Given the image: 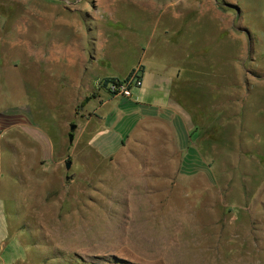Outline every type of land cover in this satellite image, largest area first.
Masks as SVG:
<instances>
[{"label": "rangeland", "instance_id": "374dc122", "mask_svg": "<svg viewBox=\"0 0 264 264\" xmlns=\"http://www.w3.org/2000/svg\"><path fill=\"white\" fill-rule=\"evenodd\" d=\"M0 264H264V0H0Z\"/></svg>", "mask_w": 264, "mask_h": 264}, {"label": "crops", "instance_id": "0c3cea01", "mask_svg": "<svg viewBox=\"0 0 264 264\" xmlns=\"http://www.w3.org/2000/svg\"><path fill=\"white\" fill-rule=\"evenodd\" d=\"M187 58L188 60L192 57L191 52H188ZM187 62V59L186 61ZM193 65V63H192ZM144 72L142 77V86L144 84H148L151 86L154 94L159 93L160 98H155L152 100L150 104H148L147 111L149 112V116H155V111H169L171 110V107L165 106V103L161 102L163 100V97L167 96L169 97L171 93H174L177 97H179V89H180V82H181V76L182 71L184 72V67L178 68L176 67L174 69V72L171 74H168L162 69V67L159 66V64H151V66H143ZM164 87L167 89L164 90ZM164 92V93H163ZM163 94V95H162ZM169 99V98H168ZM170 102L171 98L169 99ZM131 132V131H130Z\"/></svg>", "mask_w": 264, "mask_h": 264}, {"label": "built area", "instance_id": "2783aa9c", "mask_svg": "<svg viewBox=\"0 0 264 264\" xmlns=\"http://www.w3.org/2000/svg\"><path fill=\"white\" fill-rule=\"evenodd\" d=\"M143 73L140 67L134 69L124 79H103L104 86L110 94L122 97H130L133 87H141Z\"/></svg>", "mask_w": 264, "mask_h": 264}, {"label": "water", "instance_id": "95a60500", "mask_svg": "<svg viewBox=\"0 0 264 264\" xmlns=\"http://www.w3.org/2000/svg\"><path fill=\"white\" fill-rule=\"evenodd\" d=\"M76 129V124H74V123H71L70 125H69V133H68V138H69V141L71 142L72 140H73V136H74V130ZM66 166L67 167H69L70 166V162H67L66 163Z\"/></svg>", "mask_w": 264, "mask_h": 264}, {"label": "trees", "instance_id": "16d2710c", "mask_svg": "<svg viewBox=\"0 0 264 264\" xmlns=\"http://www.w3.org/2000/svg\"><path fill=\"white\" fill-rule=\"evenodd\" d=\"M118 79V78H117Z\"/></svg>", "mask_w": 264, "mask_h": 264}]
</instances>
